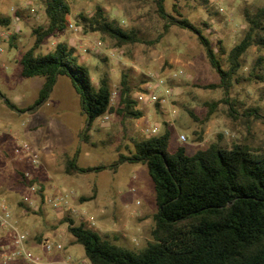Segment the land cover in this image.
I'll return each mask as SVG.
<instances>
[{"label":"rangeland","instance_id":"1","mask_svg":"<svg viewBox=\"0 0 264 264\" xmlns=\"http://www.w3.org/2000/svg\"><path fill=\"white\" fill-rule=\"evenodd\" d=\"M65 1L69 6L67 22L78 26L79 14L89 16L100 6L108 20L135 32L146 43L117 48L111 40L98 33H86L78 26L76 32L66 28L44 39L37 54L52 52L59 42L72 47L79 63L88 67L95 85L103 76L108 79L113 103L118 99L122 74L132 85L141 87L151 78L160 79L171 92L164 101L137 102L142 112L138 119L122 121L114 114H108V120L97 118L86 131L87 142H83L80 131L86 118L67 77H57L47 101L35 112L26 111L37 99L43 78L21 77L20 58L33 44L32 30L47 25L43 0H0V15L11 19V30L14 25L19 28L12 41L0 39V214L9 213V225H0V264H30L14 244L17 233L24 235V253L40 264H90L82 246L73 242L67 223L62 222L64 217L125 249L140 250L151 240L157 206L146 166L124 162L114 171L69 176L64 173V164L74 154L81 168L110 165L119 153L133 151L130 137L144 138L148 135L145 131L152 127L157 128V133L164 129L171 132L168 151L182 146L189 155L216 141L218 135L226 146L244 140L254 146L264 144V83L248 75L258 55L254 47L243 56V66L235 76L238 81H233L230 88L229 100L237 113L234 125L227 116L229 106L221 102L204 121L208 113L205 103L219 101L224 94L222 89H201L196 85L217 83L218 75L208 65L192 32L177 27L163 31L155 0ZM171 3L166 1L169 11ZM179 6L183 16L203 29L226 68L225 55L217 51L216 41L221 42L226 53L239 43L246 29L244 11L253 13L264 8V0H209L210 11L194 2H181ZM261 55L264 57V52ZM163 87L158 88L159 97L166 96L161 91ZM137 92L132 93L133 99ZM4 99L18 110L10 109ZM189 113L198 120L203 118V124L194 121ZM193 131L200 133V141ZM24 144L35 154L37 165L22 149ZM19 173L27 179L35 177L34 184L42 187L46 197L66 194L67 203L55 209L46 201L40 203L37 193L17 182ZM25 196L34 203L26 204ZM44 240L51 244L50 250L42 248Z\"/></svg>","mask_w":264,"mask_h":264},{"label":"trees","instance_id":"2","mask_svg":"<svg viewBox=\"0 0 264 264\" xmlns=\"http://www.w3.org/2000/svg\"><path fill=\"white\" fill-rule=\"evenodd\" d=\"M166 1L155 0V12L163 23V31L177 27L192 32L204 50L208 65L218 75L217 83L196 85L201 89H222L224 94L219 101L205 103L208 113L204 121L221 102L229 106L227 116L234 125L237 113L229 100L230 88L233 81H238L235 76L250 47H254L258 55L248 75L264 83V57L261 55L264 52V8H257L253 13L244 11V36L227 53L221 42L216 41L217 51L225 55L226 68H223L222 59L218 58L203 29L178 11L181 2H194L209 10V0H170V11L166 9ZM43 3L47 25L32 30L33 44L20 58L21 77L43 78L37 99L26 111L35 112L47 101L57 77L65 76L86 118L85 127L80 131L83 142L88 140L86 131L91 124L103 115L114 114L122 121L140 118L142 112L132 93L142 88L132 85L125 74L120 78L117 102L113 103L108 79L103 76L95 85L88 67L79 63L72 47L59 42L52 52L36 53L44 39L66 29L69 14L65 0H43ZM76 22L84 32L98 33L117 48L146 43L135 32L108 20L100 6L89 16L79 14ZM10 24V18L0 15V28L7 30ZM202 26L207 28L208 25L203 22ZM9 38L12 41L14 35ZM255 68L262 72L257 73ZM4 103L18 110L6 99ZM189 115L203 124V118L198 120L192 113ZM193 134L197 141L201 140L200 133L193 131ZM170 137L171 132L166 129L144 138L130 137L133 151L127 155L119 153L116 161L107 166L78 167L76 154L65 161L64 173L69 176L105 169L114 171L124 162L144 164L155 192L157 212L153 215L151 240L137 251L118 246L82 223L76 225L71 218L64 217L62 222L67 223L73 242L82 246L86 260L90 264H264V144L254 146L244 140L226 146L218 135L216 141L189 155L182 146L168 151ZM17 182L29 188L37 180L19 173ZM36 193L40 203H44L40 185Z\"/></svg>","mask_w":264,"mask_h":264},{"label":"built area","instance_id":"3","mask_svg":"<svg viewBox=\"0 0 264 264\" xmlns=\"http://www.w3.org/2000/svg\"><path fill=\"white\" fill-rule=\"evenodd\" d=\"M10 11L12 13L15 12V10L13 8H10ZM66 28L69 29V30H72L74 32L78 31L79 30V27L76 26L75 24L73 23H69L67 22L66 23ZM19 32V28L17 26H13V30H11L10 28L5 30V29H2L0 30V39H6V38H9L11 35H13L14 33H17ZM164 84H163V81L160 80V79H155V78H151L149 80H147L143 85H142V90L137 92L135 95H134V98L137 102L139 103H143V104H148V103H156V102H159V101H164L167 96L170 94V90L168 88H164L163 87ZM159 87H163L161 89V91L164 92V94L166 95L165 97H159L158 95V88ZM111 100H112V97H111ZM101 119L103 120H108V114L106 115H103L101 116ZM146 134H148L147 136H150V135H155L157 134V128L156 127H152L150 129V131L147 132V130L145 131ZM182 140H184L183 137H181ZM22 149L24 150V152H28L30 154V158H31V163L33 165H37L38 164V161L36 159V156L35 154L32 152L31 148L28 146V145H23ZM15 152H17V150H15ZM39 186L33 184L31 186H29V190L33 193H36V191L38 190ZM69 197L65 194H55L53 196H45L44 198V201L48 202V204L52 207V208H58L60 207L61 205L64 206L66 203H67V199ZM23 201L26 203V204H33L34 203V199H31L30 197L28 196H25ZM8 217H9V213L8 212H5L4 215H1L0 214V225L1 226H4V225H9L8 223ZM14 244L15 246L19 247L21 249V252L25 255V258L28 260V262L30 264H40L38 261L36 260H32L31 258L28 257V255H26L24 253V247H23V244H24V235L20 234V233H17L15 238H14ZM41 246L42 248L46 249V250H50L52 248L51 244L47 241V240H44L42 243H41ZM56 249H61V246L60 245H56L55 246ZM15 254H18V252H16Z\"/></svg>","mask_w":264,"mask_h":264},{"label":"crops","instance_id":"4","mask_svg":"<svg viewBox=\"0 0 264 264\" xmlns=\"http://www.w3.org/2000/svg\"><path fill=\"white\" fill-rule=\"evenodd\" d=\"M9 40H10V38H9Z\"/></svg>","mask_w":264,"mask_h":264}]
</instances>
